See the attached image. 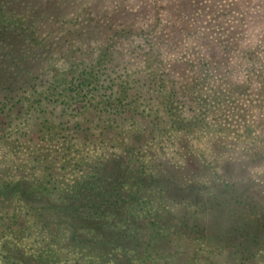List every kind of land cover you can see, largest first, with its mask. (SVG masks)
Returning <instances> with one entry per match:
<instances>
[{"label": "trees", "instance_id": "obj_1", "mask_svg": "<svg viewBox=\"0 0 264 264\" xmlns=\"http://www.w3.org/2000/svg\"><path fill=\"white\" fill-rule=\"evenodd\" d=\"M210 3L175 12L231 57L239 14L212 16ZM105 17L116 19L0 0V264H264V147L222 162L204 148L236 133L264 76L230 81L228 60L172 58L171 16L153 22L158 37L118 30L96 56L66 61ZM250 100L264 109V94Z\"/></svg>", "mask_w": 264, "mask_h": 264}, {"label": "rangeland", "instance_id": "obj_2", "mask_svg": "<svg viewBox=\"0 0 264 264\" xmlns=\"http://www.w3.org/2000/svg\"><path fill=\"white\" fill-rule=\"evenodd\" d=\"M40 1L44 5L54 3L58 0ZM204 1L206 3L211 2L210 7L212 10L210 14L212 16L216 14L223 16L227 12L239 14L231 26V28H235L237 31L236 47L231 57L224 51L221 52L220 47L214 45L213 41L210 43L209 40H204L201 37L205 33L209 34L203 23H197L196 20H190L191 18L189 16L183 15L184 12L186 15L189 13L186 10L183 11V14L175 12V9L183 10L188 8L191 12L193 7L196 5L198 7L202 6ZM229 1L232 2L231 6L228 4ZM66 3L69 4V9L72 10V14H80L82 17L89 18L98 17L101 15V12H105L107 15L116 18L112 22L106 20V17L102 19L101 25L99 24L100 32L98 41L96 39L95 42L90 41L89 47L87 45H84L83 48L71 46L67 54H64L66 61H69L74 54L79 53L84 57H90L89 54L92 57L96 56L102 52L105 47V42H109V38L118 30L132 34L130 35L132 42L135 43L137 41L143 43L142 38L144 34L148 33L149 29H153L155 19L164 18L169 20L171 16V18H177L175 19V24L173 26L170 24L169 27L166 25L161 37L167 38L169 43L179 44L181 49L180 51H176L171 56L172 58L185 57L194 65L204 59H212L215 62L228 60L231 62L230 72L227 76L230 81H235L238 78L239 81L244 80L243 78H250L248 77L250 74L249 71L247 73V69L251 70L252 68L253 74H261L264 76V0H66ZM65 14L66 12L64 11L62 15L65 16ZM209 19L211 20L212 18L209 17ZM47 20H50L53 27L59 25V20L55 18ZM152 33L154 37L159 36L157 30L155 32V29L152 30ZM188 33L193 36L189 40L195 39V43L192 44L189 40L185 41L184 37ZM129 44L127 40L125 44L120 43L115 45L124 52L125 45L128 46ZM139 49L143 50L142 47H139ZM85 51L89 52V54ZM185 51L187 52L186 55H184ZM131 59V57H128L127 61L130 62ZM121 72H123L122 68ZM0 78H5L1 71ZM262 84L255 83L253 85L254 89H252L255 90V94L253 95V91L250 92L248 100L240 104V107L247 110V113L244 115V118L236 121L239 126L235 130L236 133L233 135H223L222 138L209 141L204 145V148L208 151L216 150V154L218 155L215 157L218 162H222L224 155H229L231 151H235L234 157L239 158V152L251 150L260 151L264 147V139H262L264 137V131L260 129L264 122V109H253L255 101L250 100V98H255L258 94H264V85ZM184 113L187 116L193 114L192 110H184ZM247 129L251 134V137H248L249 139H247ZM190 136H192L190 140L193 144H198V141L200 144L201 137L199 134L194 133L189 135L187 141ZM187 141H185L186 147L182 148L185 151L188 148ZM252 141L257 142L255 146L251 144ZM196 147L199 149L200 145ZM193 149L195 150V148ZM241 159L245 164L250 163L249 159H246L243 154ZM218 162L214 163L212 167L217 171H219L218 168L221 165ZM221 174L222 172H220Z\"/></svg>", "mask_w": 264, "mask_h": 264}]
</instances>
